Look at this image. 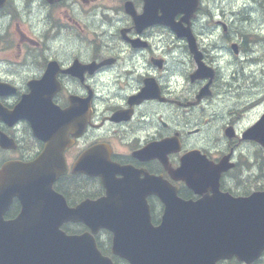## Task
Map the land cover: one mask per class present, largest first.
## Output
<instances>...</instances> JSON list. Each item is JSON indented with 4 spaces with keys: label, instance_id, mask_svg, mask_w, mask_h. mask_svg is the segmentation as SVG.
Masks as SVG:
<instances>
[{
    "label": "flooded vegetation",
    "instance_id": "obj_1",
    "mask_svg": "<svg viewBox=\"0 0 264 264\" xmlns=\"http://www.w3.org/2000/svg\"><path fill=\"white\" fill-rule=\"evenodd\" d=\"M25 1L34 18L40 17L33 14L34 10L41 14L46 10L45 18L37 21L51 27L41 36L42 42L29 38L25 50L0 56V82L16 89L14 93H0V103L8 110L14 109L32 90L30 82L41 79L51 69L54 76L45 86L47 90L56 88L52 100L58 106L59 119L48 141L34 133L31 119H6L0 114V133L14 138L16 143L11 148L0 144V168L11 159L33 160L48 146L63 150L68 174L57 179L53 188L70 206H76L104 196L106 188L99 177L81 171L73 173L75 165L77 169H91L97 161L108 159V184L122 183L121 189H111L109 209L134 218L144 217L147 201L154 224L160 222L163 212L158 191L143 187L137 192L140 199L133 193L154 176L163 175L171 185L179 186L182 197H200L171 174L182 154L189 150L200 149L214 163L234 164L219 175L222 191L244 196L264 190V155L258 154L264 148L244 137L245 131L264 114L263 91H257L256 96L249 95L247 88H229L234 85L231 80L238 79L231 73L226 81L229 87L224 91L219 84L221 68L216 67L210 93L201 97L208 79H192L195 63L185 39L169 32L162 34L160 25L147 22L149 0H61L54 4ZM161 1L154 0L153 5ZM224 39L214 40L216 49H226ZM9 44L7 36L0 37V55ZM245 47L238 46V52L233 54L244 55ZM246 48L253 53L254 49ZM202 50L204 61L213 65L208 51L203 46ZM226 65L230 64L226 61ZM259 69L263 75L264 66ZM236 70L245 78L250 73L244 67ZM220 101L225 104L217 105ZM210 103L219 113H211L207 121L196 120V114L206 117L212 108H208ZM54 115L51 112L47 117ZM202 124L208 128L214 125L212 132L201 128ZM173 137L172 143L179 139L182 149L169 153L168 162L163 164L151 145ZM118 167H125L126 172L116 171ZM123 178L126 181L120 182ZM117 193H125L128 200L120 201ZM22 207L20 198L14 196L5 219L18 217ZM70 225L76 233L91 230L81 222ZM95 236L100 249L108 252L113 232L99 229Z\"/></svg>",
    "mask_w": 264,
    "mask_h": 264
},
{
    "label": "water",
    "instance_id": "obj_2",
    "mask_svg": "<svg viewBox=\"0 0 264 264\" xmlns=\"http://www.w3.org/2000/svg\"><path fill=\"white\" fill-rule=\"evenodd\" d=\"M181 1L170 2L173 6H182ZM5 3L6 0H0V6ZM190 3L186 8L171 7L168 11L173 29L195 44L190 18L196 10L197 0ZM178 12L184 13L182 20L189 23L188 27H183L182 21H174ZM192 50L197 52L195 47ZM257 139L264 143V136ZM36 173V178H54L59 172L43 171L40 175V170H37ZM160 195L166 205L162 223L154 229L146 224L143 233L133 235L135 239L121 232V227L116 228L115 253L128 258L133 264H217L219 259L233 256L251 263L262 254L264 192L251 197L234 198L225 194L196 201H186L177 195L169 196L162 192ZM116 219L124 220L122 217L108 218V212L86 220L91 225L96 221L108 227L109 221L112 223ZM146 222L150 223V220L146 219ZM85 236L66 235L60 230L50 232L42 243L33 242L32 248L27 250L29 264H114L95 246L87 245ZM127 238L131 243L126 244ZM4 251L0 249V264L9 263L3 255ZM26 260L22 258L17 264H26Z\"/></svg>",
    "mask_w": 264,
    "mask_h": 264
},
{
    "label": "rangeland",
    "instance_id": "obj_3",
    "mask_svg": "<svg viewBox=\"0 0 264 264\" xmlns=\"http://www.w3.org/2000/svg\"><path fill=\"white\" fill-rule=\"evenodd\" d=\"M256 1L257 0H219V2H223V3L218 4L213 9L214 11L217 10L214 20L211 21L209 17H205L203 18L202 23L197 25V31L200 34H203V36H207L208 38H205V40L206 42H210L211 40H213L212 36L222 35L225 32H227V31H224L221 26H216L217 20H224L226 24L230 26L233 25L232 30L230 29V33L233 32V35L236 36L235 39L239 41L242 40L244 42V45L248 47V49L250 50L254 49L253 53L252 51H250L251 52L250 54L247 51V48L245 47L244 55H242L240 59L225 58V57L232 55L231 48L228 46L226 49H216L215 42L213 41V50H211L212 52L211 58L213 61H218L220 63L222 76H221V80L219 84L221 85V87L222 86L225 87V89L223 88L222 89L226 92L229 87V84L226 83V81H229L227 76H230V73H231L232 75L236 74L238 79L231 80L234 83V85L230 86L229 88L231 89L237 88L239 90L240 89L244 90V88H247V90L250 92V93L248 92L249 95H256V96H257V91L262 90L263 91L262 93L264 94V79L262 78L263 77L262 74L259 73V72L262 73V70H260L258 67V66H264V42H263L264 38H262L264 37V1L263 0H258L257 2ZM18 4H20L21 8L24 9V5L26 4V1L18 0ZM45 13H46V10L43 14L37 13L36 10L33 11V14L35 16L40 15L39 19H42V20L45 18ZM34 23H35L34 29L36 30H40L41 25H50L49 23H46L45 21H43V23L45 24L40 23L41 25L38 24L37 21H34ZM8 25H10V33L17 34L14 31V24H10L7 19L5 20L0 19V27L2 29H5ZM26 26H27V23L22 22L21 24L22 29L28 32V28ZM245 33H246L245 39H242L241 36L242 34H245ZM245 40H247V43L245 42ZM254 53L256 55L259 53L262 54V58L260 60L261 62L257 61L253 64V62L250 59H252L251 55ZM217 55H220V57H215ZM230 59L231 61H227L230 65H227L226 67H224L222 65L223 61L230 60ZM241 65H243V67H246V68H252L255 71L245 69V71L250 72L247 75V79H246L245 75H242L241 73L238 72V70H236L237 68H241L240 67ZM233 70L234 72L232 73ZM225 72H228V73H225ZM249 85L251 87L250 89H249ZM224 104L225 103L221 104V101H220L217 105L223 106ZM211 106L212 108H210ZM208 108L210 109L206 117H204L203 114H200V116L196 114L194 118L199 121H201V118H204L207 121V120H210L211 113L213 112L219 113L214 103L208 104ZM216 123L217 121L215 122V124ZM199 126L203 129H205L206 127L209 132L210 131L212 132L213 130L212 128L214 125H212L209 128L207 127L208 125L206 124H202ZM204 135H205V131H204ZM221 146L226 147L224 144H221ZM258 151L259 153H261L260 149ZM241 159L243 160L244 157H241ZM244 161L245 160H243V162ZM223 264H227V263H223ZM258 264H264V258Z\"/></svg>",
    "mask_w": 264,
    "mask_h": 264
},
{
    "label": "bare ground",
    "instance_id": "obj_4",
    "mask_svg": "<svg viewBox=\"0 0 264 264\" xmlns=\"http://www.w3.org/2000/svg\"><path fill=\"white\" fill-rule=\"evenodd\" d=\"M263 1H264V0H263ZM245 2H246V1H245ZM260 3H261V2H260ZM260 3H259V4H260ZM239 12H240V11H239ZM244 12H245V11H244ZM232 14H233V13H232ZM262 38H264V37H262ZM260 40H261V39H260ZM263 42H264V40H263ZM258 44H259V43H258ZM261 44H263V43H261ZM261 46H262V45H261ZM261 49H262V48H261ZM257 50H258V49H257ZM262 52H263V51H262ZM251 58H252V59H250V60L253 62V64H254L255 62H257V61L261 62L260 60H261V58H262V54L259 53V54L256 55V54L254 53V54L251 55ZM243 65H244V64H243ZM243 65H241L240 67L243 68ZM260 65H261V64H260ZM245 66H246V64H245ZM244 68L249 70V68H246V67H244ZM238 69H239V68H238ZM240 70H241V69H240ZM256 71H257V70H256ZM241 72H242V71H241ZM255 73H256V72H255ZM259 73H260V72H259ZM262 73H263V71H262ZM242 74H243V73H242ZM263 75H264V74H263ZM263 75H262V76H263ZM256 76H257V75H256ZM249 77H250V76H249ZM246 79H247V78H246ZM255 79H256V78H255ZM259 80H260V79H259ZM246 82H247V81H246ZM253 87H254V86H253ZM250 88H251V87H250ZM253 89H254V88H253ZM236 90H237V89H236ZM240 90H241V89H240ZM257 90H258V89H257ZM233 92H234V91H233ZM242 92H243V90H242ZM237 93H238V92H237ZM249 93H250V92H249ZM240 94H241V93H240ZM237 95H238V94H237ZM241 97H242V96H241ZM263 97H264V96H263ZM242 98H243V97H242ZM260 99H261V97H260ZM239 100H240V99H239ZM257 101H258V100H257ZM262 101H263V100H262ZM262 101H261V102H262ZM242 102H243V101H242ZM261 102H260V103H261ZM238 105H240V104H238ZM239 107H240V106H239ZM236 110H237V109H236ZM236 110L234 109V111H236ZM238 111H239V110H238ZM238 111H237V112H238ZM235 113H236V112H235ZM213 114H214V113H213ZM214 116H215V115H214Z\"/></svg>",
    "mask_w": 264,
    "mask_h": 264
},
{
    "label": "trees",
    "instance_id": "obj_5",
    "mask_svg": "<svg viewBox=\"0 0 264 264\" xmlns=\"http://www.w3.org/2000/svg\"><path fill=\"white\" fill-rule=\"evenodd\" d=\"M257 1H258V0H257ZM257 1H256V2H257Z\"/></svg>",
    "mask_w": 264,
    "mask_h": 264
}]
</instances>
